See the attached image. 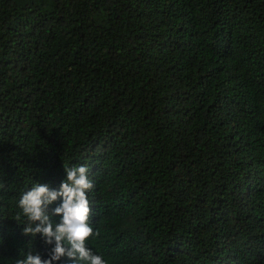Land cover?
Returning a JSON list of instances; mask_svg holds the SVG:
<instances>
[{
  "label": "trees",
  "instance_id": "1",
  "mask_svg": "<svg viewBox=\"0 0 264 264\" xmlns=\"http://www.w3.org/2000/svg\"><path fill=\"white\" fill-rule=\"evenodd\" d=\"M74 165L106 264H264V0H0V264Z\"/></svg>",
  "mask_w": 264,
  "mask_h": 264
},
{
  "label": "clouds",
  "instance_id": "2",
  "mask_svg": "<svg viewBox=\"0 0 264 264\" xmlns=\"http://www.w3.org/2000/svg\"><path fill=\"white\" fill-rule=\"evenodd\" d=\"M64 171L66 176L58 190L47 184H36L21 195L18 207L27 221L22 233L39 234L52 247L47 258L28 253L17 264H57L62 258H67L70 264H106L101 256L86 247V241L94 234L87 222L90 213L87 192L93 188L89 169L74 165L65 167ZM57 200L60 203L52 209V215L60 219L54 223L49 206Z\"/></svg>",
  "mask_w": 264,
  "mask_h": 264
}]
</instances>
